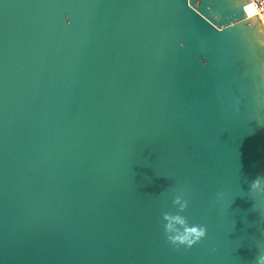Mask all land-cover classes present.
Returning a JSON list of instances; mask_svg holds the SVG:
<instances>
[{"label": "water", "instance_id": "water-1", "mask_svg": "<svg viewBox=\"0 0 264 264\" xmlns=\"http://www.w3.org/2000/svg\"><path fill=\"white\" fill-rule=\"evenodd\" d=\"M249 3L0 0V264H264Z\"/></svg>", "mask_w": 264, "mask_h": 264}, {"label": "built area", "instance_id": "built-area-1", "mask_svg": "<svg viewBox=\"0 0 264 264\" xmlns=\"http://www.w3.org/2000/svg\"><path fill=\"white\" fill-rule=\"evenodd\" d=\"M250 3H252L256 16L259 17L264 26V0H250Z\"/></svg>", "mask_w": 264, "mask_h": 264}, {"label": "bare ground", "instance_id": "bare-ground-1", "mask_svg": "<svg viewBox=\"0 0 264 264\" xmlns=\"http://www.w3.org/2000/svg\"><path fill=\"white\" fill-rule=\"evenodd\" d=\"M249 4L251 5V7H252V9H253V13H254V15H249V17H254V16H256V13H255V11H254V7H253L252 3H249Z\"/></svg>", "mask_w": 264, "mask_h": 264}]
</instances>
